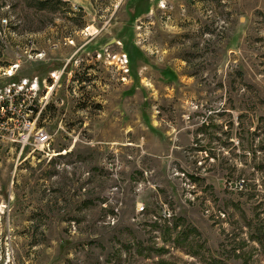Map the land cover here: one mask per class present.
Wrapping results in <instances>:
<instances>
[{"label":"rangeland","instance_id":"rangeland-1","mask_svg":"<svg viewBox=\"0 0 264 264\" xmlns=\"http://www.w3.org/2000/svg\"><path fill=\"white\" fill-rule=\"evenodd\" d=\"M0 264H264V0H0Z\"/></svg>","mask_w":264,"mask_h":264},{"label":"built area","instance_id":"built-area-1","mask_svg":"<svg viewBox=\"0 0 264 264\" xmlns=\"http://www.w3.org/2000/svg\"><path fill=\"white\" fill-rule=\"evenodd\" d=\"M126 57V55H125ZM127 57H126V62H127ZM35 121H28V125H31L32 123L34 124ZM50 140V135L49 133H47V131H44L42 129L38 130L35 134L34 137V142L36 145H45L46 143H48ZM145 209V205H141L140 208L138 209L139 211H143Z\"/></svg>","mask_w":264,"mask_h":264},{"label":"bare ground","instance_id":"bare-ground-1","mask_svg":"<svg viewBox=\"0 0 264 264\" xmlns=\"http://www.w3.org/2000/svg\"><path fill=\"white\" fill-rule=\"evenodd\" d=\"M95 30H96V29H95L94 27H93V28L90 27V31H91V32H94Z\"/></svg>","mask_w":264,"mask_h":264},{"label":"trees","instance_id":"trees-1","mask_svg":"<svg viewBox=\"0 0 264 264\" xmlns=\"http://www.w3.org/2000/svg\"><path fill=\"white\" fill-rule=\"evenodd\" d=\"M177 228V226H175Z\"/></svg>","mask_w":264,"mask_h":264}]
</instances>
